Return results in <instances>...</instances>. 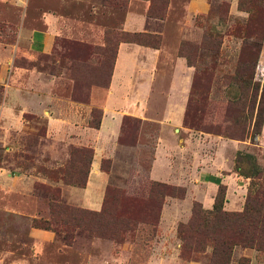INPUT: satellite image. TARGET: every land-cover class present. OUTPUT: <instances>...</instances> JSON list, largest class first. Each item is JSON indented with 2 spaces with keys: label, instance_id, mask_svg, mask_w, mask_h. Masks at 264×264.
Here are the masks:
<instances>
[{
  "label": "rangeland",
  "instance_id": "obj_1",
  "mask_svg": "<svg viewBox=\"0 0 264 264\" xmlns=\"http://www.w3.org/2000/svg\"><path fill=\"white\" fill-rule=\"evenodd\" d=\"M127 1L0 0V264H264V0H147L143 31L84 11L121 19ZM51 14H67L61 32L98 37L35 49L31 32H46ZM119 42L163 52L130 69L146 116H121L91 209L77 202L81 149L93 155L80 131L97 129L91 90L107 88ZM35 93L77 116L47 133V115L20 108ZM158 143L161 179L150 172Z\"/></svg>",
  "mask_w": 264,
  "mask_h": 264
},
{
  "label": "crops",
  "instance_id": "obj_2",
  "mask_svg": "<svg viewBox=\"0 0 264 264\" xmlns=\"http://www.w3.org/2000/svg\"><path fill=\"white\" fill-rule=\"evenodd\" d=\"M84 7V11L88 10L93 14L102 13L101 11H103L105 12L104 16H106V18L109 19L110 17H113L112 26L115 28L124 31L145 30L146 12L149 7V2L147 0H128L121 19L115 17L114 10H106L104 6L98 7L91 4V6ZM84 11H80L82 17H84ZM66 18L67 14L63 15V17L61 14L49 15L46 32H31L32 46L38 50H46L50 47L53 39L58 36H67L77 39L98 37V32H61L59 29V20H66ZM162 52V47L153 48L133 42H119L116 47L113 69L107 88L99 94H97L95 90H91L90 100L93 104L100 106L101 119L97 129L92 130L93 132H89L88 127L83 130V132H81L82 130L80 129V133H82L80 140H82V143H90V146L93 148V155L89 164L86 184L79 190L80 198L77 201L78 204L91 209H97L99 207L100 201L99 195H97V190L99 185L103 184L106 178L105 173L99 168V158L103 155L108 157L110 151L108 148L116 147L119 122L122 115H133L139 118H144L146 116L145 112H143L144 105H146L143 101V96H145L144 92L146 90L141 88L139 93H134L131 99L129 97V91L132 88L129 80L130 69L134 67L140 68L143 64L146 65L154 62L159 58ZM173 61L177 69H183L184 61L181 57L175 56ZM183 82L185 83L184 79ZM183 82L179 81L177 84L180 85V83H182L183 85ZM136 100H139V104H137ZM20 108L35 115H47L46 130L49 134L58 133L59 130H62V127H66V121L68 119L71 117L74 119L77 116L75 112L67 111V109L71 108V105L66 106L64 100L52 95L35 93V96H33L31 100L22 98ZM87 110L88 106L85 105L83 108L85 115ZM84 118L85 116L82 117L81 121H84ZM158 146L161 145L158 143ZM158 149H160V152L156 151L155 158L151 162L150 172L151 174H154L153 178L160 177L161 179L165 177L163 174L166 170L163 169L162 171L157 169V163L158 160H160L158 153L162 152V146L157 147V150ZM102 176L103 181L96 184L95 180L102 178ZM207 185H209V183Z\"/></svg>",
  "mask_w": 264,
  "mask_h": 264
},
{
  "label": "trees",
  "instance_id": "obj_3",
  "mask_svg": "<svg viewBox=\"0 0 264 264\" xmlns=\"http://www.w3.org/2000/svg\"><path fill=\"white\" fill-rule=\"evenodd\" d=\"M108 84V83H107ZM98 124H99V120H97V122L96 123H93V124H88L89 126H91V127H94V128H97L98 127ZM118 142H119V144H123V142H121L120 140H118ZM81 152H84V153H88L89 154V162H88V165L90 164V162H91V157H92V151L91 150H89V149H81ZM103 162H105V160H103V161H100V164H99V167H100V169L102 170V171H107L108 170V165H104V163ZM76 182H78V181H75V182H73V183H76ZM79 184V183H78ZM248 200H249V202H250V199L249 198H247V200H246V202H245V205H244V209H243V211H242V213L241 214H239L238 215V217H241V216H244V215H246V214H250V203L248 202ZM217 195H215V197H214V203H213V208H215L216 209V204H217ZM257 211V209H254V212H256ZM231 218H238V217H236V215H234V214H231ZM38 225H42V224H40V223H38Z\"/></svg>",
  "mask_w": 264,
  "mask_h": 264
}]
</instances>
